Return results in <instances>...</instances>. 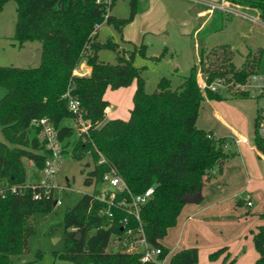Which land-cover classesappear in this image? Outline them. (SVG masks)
<instances>
[{
    "label": "trees",
    "instance_id": "trees-1",
    "mask_svg": "<svg viewBox=\"0 0 264 264\" xmlns=\"http://www.w3.org/2000/svg\"><path fill=\"white\" fill-rule=\"evenodd\" d=\"M7 1L0 0V10ZM15 1L16 39L20 44L39 41L42 54L41 64L33 67L0 65V88L6 90L0 97V126L5 138L0 140V188L26 183L28 161L39 172L43 169L51 152L40 136V128L31 121L48 116L58 132L63 153L70 151L76 159L86 155L93 158L86 185L104 183L105 173L114 169L132 194L154 186V194L141 205L140 215L147 241L162 250L157 261H142V251L131 252L122 245L108 250L113 235L122 238L128 229L137 230L139 221L124 208L108 203L110 191L103 199L101 191L95 189L65 213L66 248L61 258L72 264H163L161 261L168 257L167 264H197L198 247H185L170 255L162 242L169 228L178 222L186 203L182 198L202 188L213 171L221 172L231 154L225 137L218 138L197 125L205 98L198 84L197 65L192 66L179 87L172 89L169 78L163 77L157 89L149 93L143 67L134 62L136 51L144 53L145 46L133 44L126 55L118 50L120 44L112 37L100 42L97 33L92 35L95 24L104 21L103 4L97 0ZM116 1L112 0L111 9ZM137 1L130 0L129 17L110 13L106 22L122 33L138 12ZM228 1L257 7L264 19V0ZM105 47L118 52L116 62L100 58L99 51ZM220 48L222 57L233 55L226 44ZM82 55L87 56L92 70L86 75L73 74ZM262 55L263 49L249 52L241 66L233 57L222 59V64L204 65L208 81L226 74L244 79L259 70ZM133 82L136 88L130 117L108 118L109 101L104 98L107 88L117 89ZM68 90L80 99L84 119L91 122L83 135L78 133L76 115L64 97ZM206 96L223 98L211 90ZM256 143L264 153L261 139L256 137ZM33 190L30 186L23 192L9 191L0 197V264H10L11 255L28 249L33 228L27 216L51 211L56 204L53 193L34 198ZM36 190L42 192V188ZM124 194L129 192L119 194L116 200ZM259 217L262 223L252 230V239L258 252L255 264H264V211ZM224 253L222 264L228 259V264H233L236 258L230 257L227 246L213 250L210 256Z\"/></svg>",
    "mask_w": 264,
    "mask_h": 264
},
{
    "label": "rangeland",
    "instance_id": "rangeland-1",
    "mask_svg": "<svg viewBox=\"0 0 264 264\" xmlns=\"http://www.w3.org/2000/svg\"><path fill=\"white\" fill-rule=\"evenodd\" d=\"M171 2L172 0H138V12L125 26L122 33L109 22L103 23L97 31L100 42H105L109 37H112L114 41L120 44V49L118 50H122L126 55L136 44L145 46L144 53L136 51L134 62L137 66L143 67L142 75L145 80L146 90L149 93L157 89L158 83L163 77L169 78L172 89L181 85L184 77L190 73L191 65L194 63L193 59L196 55L195 40L202 44L201 49L204 57L197 64V74L199 72L204 78L208 77L204 67H207L209 63L222 64V59L228 60V58L233 57L235 64L241 66L248 58L249 52H255L259 49L264 51V19L259 15L260 11L257 7L249 3H232L231 7L233 9L231 10L217 8L214 17L209 20L202 32L194 37L192 36L196 27L194 24L197 23L195 20L192 21L194 8H210L213 3L219 4L223 0H181V2L187 3L188 7L186 9L187 12H184V16H188L186 24L181 20L173 22L170 18V22L165 21L166 12H164V8L166 9L169 3L171 5ZM16 8V1L8 0L0 10V65L33 67L38 65L36 51L38 49L37 46L41 48V43L33 40L20 44L19 40L16 39ZM130 12V0H117L112 8V14L119 18L129 17ZM169 17L171 16L169 15ZM145 27L147 29L168 27L169 30L159 35L148 33V35L144 36L142 32ZM122 36L125 39H131L134 45L124 40ZM223 44L229 46V50L233 55L229 53L227 54L228 56L222 57L220 49L223 48H220V45ZM99 56L104 61L116 62L118 52L105 47L99 51ZM87 64L90 65L87 56L82 55L75 66L76 75H86L85 67ZM259 70L264 71V52ZM215 79L216 77L213 80ZM111 90L113 89L110 88ZM5 91V89L0 88V97L4 95ZM238 98H241L244 103L242 104L243 106L241 104L237 105V109L250 114L252 118L251 127L246 132L252 143L254 137L253 119L256 114V108L261 101L251 97ZM130 105H132V101ZM75 126L77 129L76 120ZM0 140H5L1 126ZM262 160L264 159L262 158ZM27 166V182L38 181L41 173L29 163H27ZM93 166L94 161L90 155H86L83 159H76L71 155L70 151L63 153L62 161L58 164V169L51 178L52 182L55 183L53 197L61 202L55 204L51 211L35 212L27 216L28 223L33 228V233L28 241V249L22 253L11 255L10 264H72L59 256L66 248L65 213L76 205L85 193H93L95 189L101 191L107 187L105 182L97 185H86L84 183L88 172ZM213 177L215 176L212 175L211 178ZM238 187V183H230L227 186V193H235L233 198L245 201L248 204L249 190L240 192L237 190ZM250 195V200L253 202L252 211L254 213L264 211L262 194L254 191ZM242 206L244 207V204ZM235 216L234 213L228 210L226 212L222 211V208H220V211L210 210L209 216L205 218L209 223L208 227L211 226L213 228L211 229L213 234L211 238H207V241L199 240L197 246L199 259L197 264L223 263L225 260L223 254L215 257L210 256L212 247H209V245L212 243H216V249L227 246L230 256H235L236 258L233 264H253L255 249L250 232L247 237L243 238L242 242H239L238 238H233L232 230L235 224L228 223V221L233 222V220L239 219V217ZM117 238L118 236L116 235L112 236L108 250H117L121 245L123 246L122 243L118 242Z\"/></svg>",
    "mask_w": 264,
    "mask_h": 264
},
{
    "label": "crops",
    "instance_id": "crops-1",
    "mask_svg": "<svg viewBox=\"0 0 264 264\" xmlns=\"http://www.w3.org/2000/svg\"><path fill=\"white\" fill-rule=\"evenodd\" d=\"M213 5H215V8ZM231 5L232 3L228 0H223L219 4L213 3L210 8L195 7L193 10V18H191L193 19L192 21L195 20L197 23L195 22L196 24H194L196 27L192 36L196 37L202 32L209 20L214 17L217 8L231 10L233 9ZM173 8L175 13L173 12ZM187 8V3L181 2V0H172L171 5L169 3L166 9L164 8V12H166L165 21L170 22V19H172L173 22H177L176 20H181L184 23L187 22L188 16H184ZM167 30H169L168 27H159L158 29H147L145 27L142 34L144 36L148 35V33L159 35L167 32ZM123 39L133 44L131 39H125L124 37ZM201 45L200 42L195 40L196 55L193 59V65H197L200 59L204 57ZM37 48L39 47L37 46ZM193 65H191V68ZM85 70L86 74H90L92 70L91 65L87 64ZM197 75H199V72ZM110 88H107L104 95V98L109 101V105L106 108L107 117L128 119L133 107V94L136 88V82L111 91ZM131 101L132 105H130ZM243 103V100L238 97L209 98L207 96H205L202 102L197 125L200 128L211 131L218 138L225 137L227 139L226 149L231 154L224 162L221 172L215 170L212 174L215 177L211 178L212 175H210L205 178L204 185L201 188L202 200L199 203H185L178 217L177 224L169 228L162 242L169 249L170 255L185 247H197L200 239L207 241L208 237H212L213 232L211 229L213 228L211 226L208 227L209 223L205 218L209 216L210 210L212 209L220 211V208H222V211L226 212L228 210L234 213L236 215L235 217H239L236 221H228V223L235 224L232 235L233 238H238L239 242H242L243 238L247 237L249 232L252 236V230L262 223L259 213L252 211L251 207L253 206V202L251 205H248L245 201L233 198L235 193H227V186L230 183H238V191L244 192L245 190H249L248 201H251L250 194H253L254 191L262 194L263 197L261 198L264 199V160H262L264 157L260 156L253 142L251 143L250 140L243 142L241 140L244 137H248L246 132L249 131L252 124L251 115L237 109V105H242ZM253 120L255 125V117ZM28 163L33 166L31 161ZM243 204L244 207L242 206ZM251 240L253 239L251 238ZM209 247L215 250L216 243L210 244ZM223 256L225 257V253ZM257 257L258 252L255 249L253 264H255ZM167 260L168 257L166 258V262ZM228 263L229 259L224 264Z\"/></svg>",
    "mask_w": 264,
    "mask_h": 264
},
{
    "label": "built area",
    "instance_id": "built-area-1",
    "mask_svg": "<svg viewBox=\"0 0 264 264\" xmlns=\"http://www.w3.org/2000/svg\"><path fill=\"white\" fill-rule=\"evenodd\" d=\"M97 2L105 6L106 12L104 15V21L95 24V29L92 32V35L97 33L102 24L106 22L109 14L112 13V0H97ZM213 7L215 8V5H213ZM73 74H77L76 69L73 71ZM198 84L205 96L207 91L211 90L223 97H251L261 101L256 108L253 143L260 156L264 157L262 149H260L256 143V137H258L264 145V71L262 72L258 70L252 72L244 79H238L232 74L226 76L222 75L216 77L213 81H208L207 77L204 78L199 73ZM64 97L67 99L69 110L76 115L78 133L81 135L85 134L90 128L91 122L88 119H84V110L80 99L71 94L69 90L64 94ZM31 124L40 128V136L45 140L46 147L51 152V155L46 159L45 165L40 171L41 176L38 181L1 187L0 197H5L6 192L9 191L23 192L30 186L34 189V198L50 196V194L53 193L55 183L52 182L51 178L58 169V164L62 161L63 155L60 138L48 116L33 118ZM241 140L243 142H248L249 138L244 137ZM104 179L107 187L104 190H101V197L105 199L106 192L110 191V197L107 199L108 203L124 208L139 221L138 229H128L122 238H117L118 242L122 243L128 251H142V261H157V257L162 250L160 247L151 246L147 241L140 215V207L152 197L155 191L154 186L148 187L141 193L132 194L130 193L124 179L115 173L114 169L110 172H106ZM36 187L42 188V192L37 191ZM110 187H113L114 189L111 190ZM124 191H128L129 195L124 194V196L116 200L117 196ZM60 202V200H56V204H59ZM248 204L251 205L252 202L249 201ZM125 222H127V219H125ZM161 262L167 264L166 259Z\"/></svg>",
    "mask_w": 264,
    "mask_h": 264
},
{
    "label": "water",
    "instance_id": "water-1",
    "mask_svg": "<svg viewBox=\"0 0 264 264\" xmlns=\"http://www.w3.org/2000/svg\"><path fill=\"white\" fill-rule=\"evenodd\" d=\"M41 52L42 48H38L36 51V61L38 64H41ZM113 190V187H110ZM182 200L186 203H199L202 200V189L199 188L195 193H186V195L182 198ZM77 238H80V233L77 234Z\"/></svg>",
    "mask_w": 264,
    "mask_h": 264
}]
</instances>
